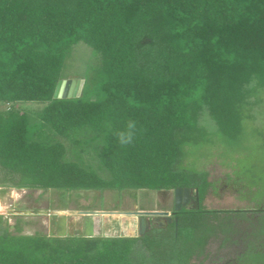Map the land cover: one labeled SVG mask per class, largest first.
I'll use <instances>...</instances> for the list:
<instances>
[{
    "label": "trees",
    "instance_id": "obj_1",
    "mask_svg": "<svg viewBox=\"0 0 264 264\" xmlns=\"http://www.w3.org/2000/svg\"><path fill=\"white\" fill-rule=\"evenodd\" d=\"M77 41L99 53L98 69L78 96L53 98ZM262 92L264 0H0V102L11 106L0 110V180L42 190L188 187L198 199L137 236L14 234L0 214V264H194L245 209L206 207L214 182L187 159L194 148L231 149L223 157L233 180L252 199L260 193L235 167ZM21 100L47 101L41 123L59 133L93 132L108 178L64 159L63 143L35 139L41 129L30 134L27 112L12 106ZM250 209L259 213L254 240L237 264H264V203Z\"/></svg>",
    "mask_w": 264,
    "mask_h": 264
},
{
    "label": "rangeland",
    "instance_id": "obj_2",
    "mask_svg": "<svg viewBox=\"0 0 264 264\" xmlns=\"http://www.w3.org/2000/svg\"><path fill=\"white\" fill-rule=\"evenodd\" d=\"M100 55L83 41L72 44L66 52L60 70L63 80H90L98 69ZM89 82V92L94 91ZM91 94V93H90ZM264 99V93H261ZM45 100H21L13 107L25 110L28 114L29 131L41 129L34 136L38 140L59 141L65 146L64 159L85 164L101 177L108 178V172L100 164L97 151L101 146L98 139L91 140L93 132L79 130L64 134L52 129L46 122L41 123ZM10 104L0 102V110ZM11 107V106H10ZM254 120H245L246 137L237 155L235 171L247 182H254L264 188V102L254 107ZM209 125L208 120H202ZM193 156L188 161L198 168L208 171L209 180L214 182V190L209 189L203 204L208 208L245 209L244 215L232 216L234 228L228 239L220 235L211 238L201 257L193 258L194 264H233L251 236L258 219L250 208L255 202L264 203V189L251 194L241 191L242 182L231 174L232 169L225 164L223 154L231 155V149L223 150L219 144L199 150L192 149ZM197 154V155H196ZM230 175L231 179H228ZM2 173L0 172V179ZM172 189H32L16 188L0 180V214L3 224L10 233L43 235H82L94 236H137L138 217L130 214H83L80 211L116 210L132 211L139 209L166 210L172 202ZM30 211V212H25ZM37 211V212H36ZM254 215V216H253ZM260 241H255L259 245Z\"/></svg>",
    "mask_w": 264,
    "mask_h": 264
},
{
    "label": "water",
    "instance_id": "obj_3",
    "mask_svg": "<svg viewBox=\"0 0 264 264\" xmlns=\"http://www.w3.org/2000/svg\"><path fill=\"white\" fill-rule=\"evenodd\" d=\"M83 80H63L59 79L55 85L52 97L53 98H67L75 97L80 94L82 88ZM190 188L188 187H175L173 189V203L174 211L180 209V205L185 203L190 196ZM195 197L197 200V190L195 189ZM30 212V211H25ZM37 212V211H36ZM100 212L106 213H122L130 214L138 217L137 220V230L138 235L143 234L150 225H155L156 227H164L167 223L170 222V216L166 210H155V209H139L132 211H116V210H86L80 211L83 214H95Z\"/></svg>",
    "mask_w": 264,
    "mask_h": 264
},
{
    "label": "flooded vegetation",
    "instance_id": "obj_4",
    "mask_svg": "<svg viewBox=\"0 0 264 264\" xmlns=\"http://www.w3.org/2000/svg\"><path fill=\"white\" fill-rule=\"evenodd\" d=\"M191 190V189H190ZM172 192H173V189H172ZM197 202H198V199L196 200V197H195V190H191V192H190V196H189V198H188V200H186L185 201V203H182L181 205H180V209L181 208H190V207H194L195 205H197ZM173 207H174V203H173V194H172V202H171V205H170V208L169 209H166V211H168V215L170 216V221L172 220V218H173V213H174V209H173ZM179 210V209H178ZM254 215H255V217L254 218H258V215H259V213H256V212H252ZM253 215V216H254ZM246 249H247V245H246V248L241 252V253H239L237 256H236V259H234L233 260V264H237V262L239 261V260H241V261H244V253H246ZM201 257V256H200Z\"/></svg>",
    "mask_w": 264,
    "mask_h": 264
},
{
    "label": "bare ground",
    "instance_id": "obj_5",
    "mask_svg": "<svg viewBox=\"0 0 264 264\" xmlns=\"http://www.w3.org/2000/svg\"><path fill=\"white\" fill-rule=\"evenodd\" d=\"M95 214H108V213H106V212H100V213H95ZM110 214L115 215V214H122V213H110Z\"/></svg>",
    "mask_w": 264,
    "mask_h": 264
}]
</instances>
